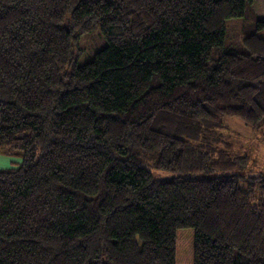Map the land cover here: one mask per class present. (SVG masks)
Listing matches in <instances>:
<instances>
[{
	"label": "trees",
	"instance_id": "16d2710c",
	"mask_svg": "<svg viewBox=\"0 0 264 264\" xmlns=\"http://www.w3.org/2000/svg\"><path fill=\"white\" fill-rule=\"evenodd\" d=\"M252 3L0 0V264H264V170L221 132L264 135V17L225 48Z\"/></svg>",
	"mask_w": 264,
	"mask_h": 264
},
{
	"label": "rangeland",
	"instance_id": "374dc122",
	"mask_svg": "<svg viewBox=\"0 0 264 264\" xmlns=\"http://www.w3.org/2000/svg\"><path fill=\"white\" fill-rule=\"evenodd\" d=\"M255 15L260 18L264 17V0H253L251 9L246 18L228 19L226 21V49H243L242 39L244 33L252 29V18H254ZM95 30L100 32L99 27ZM98 31L81 38L79 45L82 50V55L79 64L84 63L85 60H89L96 51V48L104 45L105 40ZM224 123L221 132L232 143L233 149L248 155L249 163L251 164L250 168L252 170H264V135L260 138H254L249 127L240 119L227 117L224 118ZM14 161L20 162L21 159L16 155L9 156L0 153V169L11 167L14 165Z\"/></svg>",
	"mask_w": 264,
	"mask_h": 264
},
{
	"label": "crops",
	"instance_id": "0c3cea01",
	"mask_svg": "<svg viewBox=\"0 0 264 264\" xmlns=\"http://www.w3.org/2000/svg\"><path fill=\"white\" fill-rule=\"evenodd\" d=\"M19 162H16V161H14V165H17ZM14 165H12V166H14Z\"/></svg>",
	"mask_w": 264,
	"mask_h": 264
}]
</instances>
